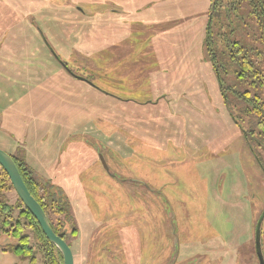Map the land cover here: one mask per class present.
I'll list each match as a JSON object with an SVG mask.
<instances>
[{
    "label": "rangeland",
    "instance_id": "1",
    "mask_svg": "<svg viewBox=\"0 0 264 264\" xmlns=\"http://www.w3.org/2000/svg\"><path fill=\"white\" fill-rule=\"evenodd\" d=\"M212 2L0 0V148L65 199L69 214H51L75 264H163L175 248L207 254L199 264H258L248 198L255 220L264 200L243 180L260 163L206 49ZM99 149L141 194L107 174ZM9 242L0 264H29ZM227 247L238 249L230 263Z\"/></svg>",
    "mask_w": 264,
    "mask_h": 264
},
{
    "label": "trees",
    "instance_id": "2",
    "mask_svg": "<svg viewBox=\"0 0 264 264\" xmlns=\"http://www.w3.org/2000/svg\"><path fill=\"white\" fill-rule=\"evenodd\" d=\"M248 1L249 3L246 4L245 8L241 7L243 4L242 2L240 6L235 8L234 12H227L225 9H222L221 12L216 15V13L214 14L213 8L210 9L207 16L205 31L206 49L210 55L211 65L220 82L222 96L225 97L226 91H228L227 88L232 86L241 94L238 97L242 100L240 102H243L246 111L252 112L251 107L253 104L248 100L249 97L264 93V9L261 10L260 8V11H257L259 8L254 0ZM214 2L215 0H213L212 3ZM215 18L217 19L218 25L222 24L227 26V30H225L224 33L222 31L219 33L220 28L213 32ZM42 38L47 41L48 44V40L44 37ZM216 38L222 40L223 44L221 46L218 43V45L216 44ZM51 51L57 59L61 61L65 69L72 71L66 63L62 62L61 56L56 51L53 49ZM230 63H238L240 65L236 72L231 70V73L233 72L232 74L237 75V78L242 81L246 79L249 83L248 89H240L239 82L235 83L232 79L226 81V79L223 78V75L229 74ZM252 90L255 91L253 92ZM257 101H259V99H257ZM254 110L260 113L259 111L263 110V108L258 104L254 107ZM257 129L264 135V121L258 125ZM254 130L255 129L252 128V131ZM13 158L31 193L41 203L51 221V213L54 212L55 208L58 207L56 210L57 213H63L64 211L62 212V209H59V203L56 202L54 198L55 196L59 202L60 199H62V201L65 200L58 190L54 187L50 188L40 182L24 164L19 163L14 156ZM11 190H14V188L10 178L0 165V236L16 239L17 243L11 246H18V248L22 250L21 252H24V246H27L28 249L31 247L28 243L24 244L23 240L26 239L28 242L30 239V232H33L36 234L38 244L46 255V263L63 264L60 251L48 241L42 233L38 222L26 209L22 201L18 198L15 203L10 202L6 192ZM54 229L57 233H61L57 231V228L54 227ZM8 246L4 245L3 250H8Z\"/></svg>",
    "mask_w": 264,
    "mask_h": 264
},
{
    "label": "flooded vegetation",
    "instance_id": "3",
    "mask_svg": "<svg viewBox=\"0 0 264 264\" xmlns=\"http://www.w3.org/2000/svg\"><path fill=\"white\" fill-rule=\"evenodd\" d=\"M242 2H243V4H242ZM254 2L257 4V7L259 8V9H257V11H260V8H261V10L264 9V0H254ZM248 3H249L248 0H215V2L212 3L211 9L213 8L214 14L216 13V15H217L221 12L222 9H225L227 12H230V11L234 12V10L237 6H240L242 4L241 7L245 8L246 4H248ZM239 67H240V65L238 63H232V64L230 63L229 74L234 75L232 73L236 72V70L239 69ZM231 70L233 71L232 73H231ZM75 78H77V77H75ZM236 79H238L237 75H235L234 81H236ZM235 83H238V82H235ZM227 89H228V91H226L225 104L230 111V115H231L233 121L239 127H241L243 136L246 139V141L248 142V146H250V151L255 155L254 157H256L260 163L259 166L256 165L257 166L256 172H255L253 167L249 166V168H248L249 176L246 175V173H245L244 180H243V186L247 190V196L248 197H249L248 193L250 192L252 187H254L255 190L257 189L258 194L256 193V195H258V200L263 201L264 198H262V196H263L262 189L264 190V181L261 179L259 173L264 172L263 160H260L262 157H264V139H261L260 136H262V138H264V135H263V133L259 132L257 127H258V125L261 124V122L264 121V99H261L264 97V95L258 94L257 95L258 97L256 95L249 97L248 100L250 101V103L253 104L251 109H252V112L255 113V115H251L252 112L246 111V109H245V113H244L245 117H244L235 111V110L239 109V107H240L239 104L241 103L240 101H242V100H240V98L238 96L241 94L238 93L236 91V89L233 88L232 86H229V88H227ZM221 93H222V90H221ZM257 99H259V101H257ZM258 104L260 105V107L263 108V110L259 111L260 113H257L256 110H254V107ZM234 112H236V114H234ZM256 115L258 117V121L255 123L253 121L256 118L253 116H256ZM252 128H254L255 130L252 131ZM255 143L259 144L258 145L259 148H256ZM255 148H256V150H255ZM99 151H100L99 154L102 155V157L104 158V160L106 161V163L108 165V170H106L105 167L102 165L103 168L105 169V171L107 172V174L112 176V177L118 178V180L121 183H126L128 185V187L131 188L132 191L136 188L137 195L139 193L141 194L142 192H140L138 190V186L142 187L141 183H139L140 181L132 180L130 178L125 177L121 173L115 171V169L113 167H111V165L108 163V160L106 158L107 151L106 150H100V149H99ZM255 151H257L259 154L255 153ZM98 159H99V162L101 163L99 155H98ZM254 174H256V175H254ZM257 174H259V175H257ZM133 183L134 184L137 183L136 187H135V185H133V186L131 185ZM144 187L146 188L145 185H144ZM54 198H55V201L58 202L59 204L62 201V199H60V202H59V200H57L55 196H54ZM248 201H249L248 210L250 213L249 217L247 219V220H249L248 221V227L250 226V223H251L252 229H253V240H254L253 241L254 245H253L252 249L254 251V254L257 256L256 261L258 262V264H261L259 256H258V251L256 249L257 247L255 248V246H256L257 235H258L257 232L259 229L258 237H260L261 251H263L264 206L262 203L259 202L258 207L259 208L261 206H263V207L258 212V214H257L258 217L255 220L256 213L254 214V210H253L254 209V206H253L254 201H251L250 197L248 198ZM251 202H252L253 208H252V206H250ZM62 208H65L64 214L67 216L69 214L68 204H66V205L64 204V206ZM54 212H56V211H54ZM59 214H62V213H59ZM52 221H53L54 227L57 228V231L61 232L62 228H64V226H65V223L63 224L64 221L61 219H58V223L57 222L54 223V220H52ZM66 223H68V222L66 221ZM63 237H65V236H63ZM29 238L30 239L28 242L25 239V240H23V243L24 244L28 243V245L31 247L30 249H28L27 246H24L23 249H25V250H24V252H21L22 250H20L18 248V246L12 247L11 246L12 244L17 243L16 239H13V238H10V242L6 244L7 246L9 245L7 249L11 250V252L14 255H27L29 264H40L41 262L39 263V261H40L39 256H41L43 258L44 264H47L46 263V255L42 251L41 246L38 244L36 234H34L33 232H30ZM31 238L34 239L35 244L31 243ZM8 239H9V237H8ZM227 248H228V250L219 251V252L220 253L222 252L221 255L224 258V260L226 261V263H230L229 260H231V262L234 260L233 256L235 255L236 251H238V249H236V248L232 249L229 247H227ZM37 249H39V250H37ZM215 252H217V251H215ZM262 253L264 254V251ZM205 258L207 259V254H201V253L193 255L192 257L189 256L188 258H184V257L181 258V250H179L178 248H175L169 254V259L167 260V262L165 263V261H164L163 264H199Z\"/></svg>",
    "mask_w": 264,
    "mask_h": 264
},
{
    "label": "water",
    "instance_id": "4",
    "mask_svg": "<svg viewBox=\"0 0 264 264\" xmlns=\"http://www.w3.org/2000/svg\"><path fill=\"white\" fill-rule=\"evenodd\" d=\"M72 74L78 79L86 80L85 78L78 76L75 73ZM99 158L102 165L105 167L106 170H108V165L101 154H99ZM0 165L9 176L12 186L19 199L22 201L26 209L33 215V217L38 222L42 233L45 235L48 241L60 251L63 258V264H75V256L71 246L63 237V235L55 231L53 223L47 215L45 209L31 193L15 159L11 154H9L2 148H0ZM257 234L259 235V229ZM258 235L256 247L260 262L261 264H264V254L262 253L263 251H261L260 237H258Z\"/></svg>",
    "mask_w": 264,
    "mask_h": 264
},
{
    "label": "crops",
    "instance_id": "5",
    "mask_svg": "<svg viewBox=\"0 0 264 264\" xmlns=\"http://www.w3.org/2000/svg\"><path fill=\"white\" fill-rule=\"evenodd\" d=\"M201 24H203V21L201 22ZM198 27V26H197Z\"/></svg>",
    "mask_w": 264,
    "mask_h": 264
}]
</instances>
